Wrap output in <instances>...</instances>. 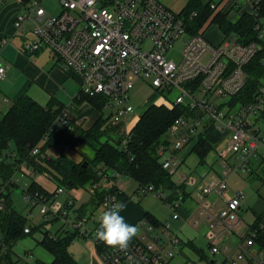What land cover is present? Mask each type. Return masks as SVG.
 I'll use <instances>...</instances> for the list:
<instances>
[{"label": "built area", "instance_id": "built-area-1", "mask_svg": "<svg viewBox=\"0 0 264 264\" xmlns=\"http://www.w3.org/2000/svg\"><path fill=\"white\" fill-rule=\"evenodd\" d=\"M42 1L18 0L23 9L14 17L13 24L21 28L28 23L33 34L21 49L26 54L47 50L55 63L78 78L80 94L104 96L103 109L110 110L107 122L119 125L116 128L125 136L131 128L127 115L135 108L131 92L137 80L167 94L169 105L182 104L193 111L192 115L176 117L167 129L164 141L157 147L159 161L171 175L182 164L178 149L192 137L206 131L209 124L222 133V143L217 149L222 166L220 177L201 180L198 184L192 174H180L176 182L187 188L197 186V210L207 222L204 237L210 252L226 251L227 246L220 247L215 242L223 241L225 235L236 233L242 227L239 210L244 196L242 189L225 196L226 177L237 170L249 175L259 174L264 167V79L251 100H233L246 84L244 68L261 48L260 43H243L235 36L230 41L227 36L221 42L211 43L202 32L190 33L180 11L160 0H57L59 8L55 13L43 7ZM257 2L252 1L250 11L255 16ZM261 20L258 19L255 28L259 31L258 37L264 41ZM7 41L2 37L0 44ZM4 75L5 67L0 64V79ZM73 107L72 103L63 105L43 134L44 139L71 120ZM37 147L32 153L38 151ZM115 174L99 170L101 181L86 185L89 192L104 190L100 212L106 205L119 200V191L110 182L104 184ZM138 190L141 194L156 195L170 209L171 217L178 218L182 199L169 200L166 191L154 189L152 185L140 186ZM62 191L59 187L49 197L25 191L23 199L26 204L40 205L39 211L45 217L62 216L63 205H69L68 200L57 202ZM210 194L223 201L218 209L215 199L208 198ZM2 205L0 203V208ZM75 225L74 228L79 229L82 220ZM137 225L140 227L139 238L134 236L126 249H119L95 238L96 220L88 234L103 264H169L181 244L177 232L168 222L158 228L141 218ZM259 226H264V216ZM28 231L29 228L24 227V232ZM255 233V229L246 228L235 250L226 256L228 264H239L246 258L264 264L262 251H257L260 258L249 251Z\"/></svg>", "mask_w": 264, "mask_h": 264}, {"label": "trees", "instance_id": "trees-1", "mask_svg": "<svg viewBox=\"0 0 264 264\" xmlns=\"http://www.w3.org/2000/svg\"><path fill=\"white\" fill-rule=\"evenodd\" d=\"M254 7L256 16L243 12L234 21L228 19L226 13L215 5L212 7L211 0H187L180 10L190 33H203V26L209 22L216 24L224 37L232 34L243 43H260L261 48L244 68L246 84L233 98L240 102L251 100L264 79V41L258 37L259 31L255 28L258 19L264 17V0H258ZM193 12L195 14L192 15ZM82 100L88 101L100 112L93 122L87 127L69 122L68 126L58 132L50 133L49 140L38 147V152L32 153V149L37 146L64 104L54 98L40 104L26 94L18 96L0 119L1 177L8 178L16 170H23L27 175L30 169L33 173L46 172L56 182L52 190L44 188L36 180H31L25 190L53 196L59 187L81 188L89 181L98 180V171L101 168V171L118 172L133 178L138 187L152 185L154 189L166 191L169 200L180 198L183 201L191 195L184 184L174 181L167 169L162 167L157 147L164 141L165 133L173 120L176 117L192 115V110L182 104L150 103L125 136L114 124L107 122V117L102 116L103 103L106 100L104 96L85 95L78 102ZM114 135L117 137L112 142L111 137ZM57 145L73 150L87 145L94 152L91 158L83 156L79 161H73L63 152L54 156L46 153L49 147ZM191 149L198 155L200 162H203L213 145L199 133ZM83 161H86L84 166L81 165ZM23 165L28 170H24ZM261 171L264 173V167ZM103 192L104 190L95 192L96 204L100 202ZM0 203L3 204L0 208V264H16L10 257L12 243L37 228L42 230V226L27 225L26 217L12 207L10 193L1 188ZM81 207L74 208L73 211L82 215ZM263 216L264 210L255 216L249 227L256 230L252 245L255 244L264 254V226H259ZM57 217L63 216L56 214L53 219ZM143 218L155 226L159 224L149 213H144ZM26 226H29L28 232H24ZM73 229L72 232L65 233L42 230L39 243L51 253L52 260L49 263L39 261L38 264H77L67 251L70 239L78 234V229ZM186 243L204 264H214V260L206 256L201 247ZM242 264H254V261L246 258Z\"/></svg>", "mask_w": 264, "mask_h": 264}, {"label": "rangeland", "instance_id": "rangeland-1", "mask_svg": "<svg viewBox=\"0 0 264 264\" xmlns=\"http://www.w3.org/2000/svg\"><path fill=\"white\" fill-rule=\"evenodd\" d=\"M160 1L163 2L167 6H171L173 10L175 11L180 10L181 7L186 2V0H160ZM42 5L51 13L57 12L59 8V4L57 0H43ZM261 22L264 24V17H262ZM203 30H204L203 32L204 35L212 41H215L218 38H220V32L217 29L216 24L214 23L206 22V24L203 26ZM73 79L77 80L78 78L76 76H73ZM76 80L73 81L75 86L77 85V83H75ZM37 93L40 95L39 91ZM142 97L143 98L147 97L146 99H148V97H151L150 99L151 103L152 102H155V103L165 102L166 103L167 94L159 93L156 90H152L146 83L144 86H140L139 88H137L134 91V97L131 98L132 103L134 104L135 108L132 112H130L127 115L128 126L133 125V123L137 119V116H139V114L144 110L146 106L144 104L143 105L137 104L138 105L137 107L136 105L137 100L141 101ZM8 103L10 104L11 101L9 100ZM7 104L1 105L0 110L3 109ZM82 105H83L82 108L84 109L81 115L83 117L85 115V117L83 118L84 120L82 119L83 122L80 124L83 127H87L100 114V112L90 107V105L88 104H82ZM75 110L77 111L78 109L75 108ZM109 112H110L109 109H102L101 114L103 117H106L108 116ZM108 120L109 119L107 118V121ZM64 127L65 126H63L62 128ZM121 129L123 130V128ZM120 133H121V130H120ZM116 137L117 135L112 136L111 141L114 142ZM206 137L207 139L211 141V143H213L216 146L206 154L203 162H200L199 158L194 153H189L188 155L186 154L184 156V161L182 160V164L179 166L177 172L172 175L173 180L178 181L180 174H192L193 176L197 178V181L199 184L201 183V180H208L211 176L220 177L222 166H221V159L217 155V149L222 143L221 142L222 133L219 130L216 131L213 127H211L206 132ZM47 140L49 139L48 138L44 139V137L42 136L41 140L37 143V146L39 147L40 145L45 143ZM195 140H196V135L191 138V140L187 143L188 144L187 146L185 145L184 146L187 148L191 147L192 143ZM184 146L178 149V151L181 150ZM55 147L56 146L51 147V149L49 147L46 150V153L48 155H56L59 152H63L72 160L78 159L77 161H79L81 157L83 156L91 158L94 152L93 149L87 145L80 146L74 149V151L72 149H67L63 147L62 145L61 146L57 145V147L56 148ZM22 168L24 170H28L25 168V166L24 167L22 166ZM100 169L101 168H99V170ZM108 173H112V174L116 173L115 175H110V176H118L119 174L118 172H112V171H108ZM24 174L25 173L23 170H16L13 174H11L8 178H5V179H3V177H1L0 175V188L4 190L5 192L8 191L10 193L11 202H12L13 207L26 217L27 225H30V226L41 225L43 230L46 229L49 231H55L63 224V219L61 218H64V220L67 221L66 226L69 229L74 228V226H76L75 224L78 221L82 220V225L80 229L81 230L85 229L86 233L89 232V230L90 232H92L94 221L97 219L98 215L100 214V211L99 210L97 211V208H96L94 209L95 211L93 212V214H90L89 209H87L86 212L84 213V216H82L83 214L79 215L78 212L73 211L74 201L71 199H67L69 206L63 205V210H64V213L62 214L63 217L58 218V219H53L54 218L53 215L45 217L43 214L40 213L39 211L40 205L38 204L30 208V211H29L28 206H32V205L25 204V201L23 199V194L25 191L28 192L27 190H25V188L27 187L31 179L34 178L35 180L38 181V183H40L44 188L48 190L53 189V187H55L56 185V182L46 172L36 171L34 173V177H31L29 175L23 176ZM12 180H14V182H12ZM96 181H101V178H99ZM226 181H227V190L225 192V196H230L232 192L235 191L236 189H242L244 192V196L241 199V208L239 210V217L241 218V221H242V227L236 233L225 235L223 238V241L217 240L215 242V244L219 245L220 247H223V245L227 246L226 251L222 250L217 253L210 252V248H209L210 245L206 242V239L204 237V234L207 231V222L204 219V215H201L199 211L195 212L190 222L185 224L181 232L180 231L178 232V229H176L180 237H182V239H187V237L193 238L194 243L198 247H201L203 249V252L208 257L215 259V264H228V259L226 256H228L229 254L231 255L232 251L235 250L237 244L240 241V237L246 231V228L247 230L251 229L249 227V224L252 222L253 218L258 213H261L264 210V174L262 172H260L259 174L253 173L249 175L244 171L237 170L236 172L229 174L226 177ZM89 182H92V181H89ZM89 182H87L84 185V188L86 190H88L86 185ZM108 182L111 183L112 187H114L115 189L119 191V189L115 187V185L111 182L110 179H108L107 183H104V184H108ZM188 190H191L192 196L194 197L197 196L196 195L198 194L197 186H192L188 188ZM89 193L91 194V196L94 198L93 200L95 201V197H94L95 192L94 193L89 192ZM60 195L61 196L60 198L57 199V202L58 201L67 202V200H61L63 195H65V192ZM134 195H135L134 198L142 197L141 193L139 194L138 192H135ZM152 198H154V200L156 199V197H152ZM208 198L210 200L215 199L216 209H218L223 203V201L219 197H217L215 194L208 195ZM118 199L120 200V192H119ZM163 206L169 212V214H171L170 209L166 205H163ZM69 209L71 211L68 212ZM83 217L86 219L85 221ZM142 219H145V218H142ZM195 221H197L198 223L194 224ZM172 227L173 226H170V228L175 231V228L174 227L172 228ZM86 233L84 234L86 235ZM85 235H75V237L71 239L70 244H69L70 246L68 247L70 253L76 254V257L80 259V262H79L80 264H102L98 256L99 253L97 254L95 245ZM41 236H42L41 230L37 228L33 230L31 233H28V234H25L19 237L12 244V247H11L12 261H14L16 264H34L37 258L48 261L49 258H51V255L43 247L37 244V241L40 239ZM179 247L182 248V251L179 250L178 253L174 254V256L171 258V261H170L171 264H182L185 259L187 261L199 262L197 255L194 252H191V250H189L187 246L185 245L183 246L182 244H180ZM90 251L96 254V261H94L92 258H90L88 261ZM249 251L256 258H260V255L257 253V250H255L254 246L249 247ZM262 258L264 259V254ZM254 264H257L255 259H254Z\"/></svg>", "mask_w": 264, "mask_h": 264}, {"label": "crops", "instance_id": "crops-1", "mask_svg": "<svg viewBox=\"0 0 264 264\" xmlns=\"http://www.w3.org/2000/svg\"><path fill=\"white\" fill-rule=\"evenodd\" d=\"M252 1L253 0H211V4H214L216 6V8H219L222 11H224L226 13L227 18L234 21L243 12L250 13ZM186 2H187V0H186ZM186 2L184 3V5L186 4ZM183 6L181 7V9L183 8ZM169 7H171V6H169ZM22 9H23L22 4L20 2H18V0H0V42H1L2 37H6L8 39L7 42L0 44V64L4 65V67H5V75L3 78L0 79V106L3 104H7L9 102V100L11 101L10 104L8 103L3 109L0 110V119L2 117V114L8 109V107L13 103V101L18 96H20L21 94H26L40 104L47 103V101L51 98L56 99L59 103H62V104L72 103L74 105V107H73V111H72V118L69 122L73 121L75 123H82L84 120L83 118L85 117V115H84V117L81 115V113L83 112V109H84V108H82V106H83L82 104H88V105H90V107H92L94 109H96V108L86 100H82L81 102H78V100L85 95H82L79 93V81H78V79L77 80L73 79V76H75V75L72 72H69L67 70L62 69L61 66H59L57 63H55L52 56L45 49H39L36 52H33L32 54H26L21 49V45L24 42L31 40L33 38L32 37L33 34H32L30 24L26 23L21 28H16L13 24L14 17ZM180 10H178V11H180ZM217 29H218V27H217ZM219 32H220V38H218L217 40L214 39L215 41H212L208 37H207V39L211 43L221 42L224 36L220 30H219ZM74 80H76L75 81V83H77L76 86L74 85V82H73ZM144 85H145V83L143 81L137 80L135 82L134 88L132 89L131 97L132 98L134 97V91L137 88H139L140 86H144ZM38 91L40 92V95L37 93ZM146 98L147 97H145V98L142 97L141 101L137 100L136 105L137 104L138 105L144 104L146 106L149 105L151 103V100H150L151 97H148V99H146ZM152 103H155V102H152ZM158 103H160V102H158ZM138 105H137V107H138ZM146 106H145V108H146ZM75 108L78 110L76 111ZM69 122L67 124H69ZM67 124L65 126H67ZM211 127H213L217 131V129L213 126V124H209L207 130L202 133V135L206 139H207L206 132ZM207 140L209 141V143L211 145H213V148L216 146L213 143H211V141L209 139H207ZM187 145L188 144H186L185 146H187ZM184 147L177 152L179 154V156L183 159V161H184V156L186 154L188 155L189 153H194L198 157V155L194 151H192V149H191L192 145H191V147H188V148L187 147L184 148ZM219 148H220V146L218 147V149ZM50 149H51V147H50ZM77 160H73V161H77ZM23 167H24V165H23ZM28 172H29V174H28L29 176L34 177L35 172L33 173V171H31V170H28ZM25 175H27V174H24L23 176H25ZM211 178L217 179L218 177L211 176L209 179H211ZM31 180L33 181L35 179L33 178ZM110 180L115 185V187L119 189L120 201H123L125 204V207L122 210L121 214L124 215L126 221L129 223L137 224V222L141 218L144 217V213H149L156 221H158V223H159L157 225L158 228L160 227V225L162 223L168 222L170 224V226H173L175 228L176 232H177L176 229H178V232L179 231L181 232V230L183 229L185 224L190 222V220H191L192 216L195 214V212H198L197 201L199 199V195L196 194L197 196H195V197L192 196L191 190H190L191 195L188 196L185 200H183L182 204L180 205V207L178 209V213H179L178 218L174 219L171 217V214H169V212L163 206V205H166V204H164V201L161 200L160 198H158L156 195H154V194H141L142 195L141 198H137V197L134 198L135 192H138L140 194V191L138 190L137 181H135L133 178L126 176V175L118 174V176H110ZM64 192H65V195H63L61 200H67V199L73 200L74 201V205H73L74 208L82 206L81 207L82 210L80 212L81 214H83L82 216H84V213L86 212L87 209H89L90 214H93V212L95 211L94 209H96V208H97V211L101 210L100 202L98 204H96L95 201L93 200L94 198L91 196V194L88 192V190H86L84 187L70 188V189L63 187V191L58 194V198H60V196H61L60 194H62ZM152 197H156V199L154 200V198H152ZM197 197H198V199H197ZM159 199L161 202L163 201L162 202L163 205L161 204ZM11 205H12V202H11ZM26 205H28V204H26ZM12 207H13V205H12ZM28 207H29V211H30V208H32L34 206H28ZM69 211H71V210L69 209L68 212ZM53 216H55V215H53ZM58 218H61V217H57V219ZM254 218H253V220H254ZM61 219H63V224L61 225L62 227L60 226L55 231H58L60 233H65L66 231L72 232L74 229L73 228L69 229L66 226L67 221L64 220V218H61ZM83 219H84V221L86 220L84 217H83ZM96 220L94 221V225H95ZM26 227H28V226H26ZM80 227L78 229V234H76V235H85L84 233H81V231H86V230L85 229L81 230ZM138 229L140 230L139 226H138ZM42 230H41V234H42ZM139 230H138L137 234L135 235L138 238L140 236ZM55 231H49V232L54 233ZM178 232H177V234L179 235ZM88 233H90V230H89V232H87V234L85 236L87 238H89L91 242H93L91 237H90V234H88ZM41 237H40V239H41ZM74 237H75V235L72 238H74ZM179 237H180V235H179ZM240 239H241V237H240ZM39 240L37 241V244L44 248V246H42L39 243ZM180 240H181V244L183 246L184 245L187 246L188 249L191 250V252H194L197 255L198 261H203V260L199 259V255L194 250H192V248H190V246L187 245V243H186V242H190L192 244H195L193 241V238L187 237V239H182V237H180ZM70 241H71V239H70ZM70 241H69V244H70ZM69 244L67 245L68 253L70 254L72 259L77 264H80L79 263L80 259H78L76 257V254L70 253V251L68 249V247L70 246ZM252 246H254L255 250L259 251L258 247L255 244H253ZM11 247H12V245H11ZM44 249L46 250V248H44ZM179 250L182 251V248L181 247L177 248L175 254L178 253ZM96 251L98 254L99 251H98L97 247H96ZM47 252L51 255V253L49 251H47ZM98 256L100 258V254H98ZM10 257H11V252H10ZM90 258H92L94 261H96V254H94L93 252L90 251L88 261ZM11 259H12V257H11ZM51 260H52V255L48 261L37 258L34 264H38L39 261L49 263ZM100 260H101V258H100ZM212 260H214L213 262L215 264V259H212ZM170 261H171V259L169 260V264H171ZM101 262H102V260H101ZM185 262H188V261L185 259L182 264H184ZM243 262L244 261L242 260L239 262V264H242ZM102 264H103V262H102Z\"/></svg>", "mask_w": 264, "mask_h": 264}, {"label": "clouds", "instance_id": "clouds-1", "mask_svg": "<svg viewBox=\"0 0 264 264\" xmlns=\"http://www.w3.org/2000/svg\"><path fill=\"white\" fill-rule=\"evenodd\" d=\"M123 201L114 200L106 205L97 217L95 238L107 246L126 249L138 232V225L126 221L122 210Z\"/></svg>", "mask_w": 264, "mask_h": 264}, {"label": "water", "instance_id": "water-1", "mask_svg": "<svg viewBox=\"0 0 264 264\" xmlns=\"http://www.w3.org/2000/svg\"><path fill=\"white\" fill-rule=\"evenodd\" d=\"M232 36H233V35L230 34V35L227 37V40L230 41L231 38H232ZM259 48H260V46H258V49H259ZM118 126H119V125H115V127H118ZM85 164H86V161H83L81 165L84 166ZM90 166H91V165H89V167H90Z\"/></svg>", "mask_w": 264, "mask_h": 264}]
</instances>
